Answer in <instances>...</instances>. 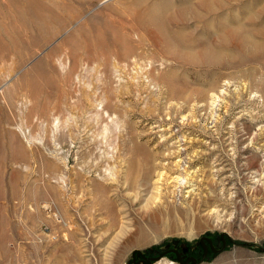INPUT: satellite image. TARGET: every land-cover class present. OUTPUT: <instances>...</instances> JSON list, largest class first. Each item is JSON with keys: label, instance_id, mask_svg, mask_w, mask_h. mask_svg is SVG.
<instances>
[{"label": "rangeland", "instance_id": "374dc122", "mask_svg": "<svg viewBox=\"0 0 264 264\" xmlns=\"http://www.w3.org/2000/svg\"><path fill=\"white\" fill-rule=\"evenodd\" d=\"M264 264V0H0V264Z\"/></svg>", "mask_w": 264, "mask_h": 264}, {"label": "bare ground", "instance_id": "6f19581e", "mask_svg": "<svg viewBox=\"0 0 264 264\" xmlns=\"http://www.w3.org/2000/svg\"><path fill=\"white\" fill-rule=\"evenodd\" d=\"M159 264H161V263H159ZM169 264H172V263H169Z\"/></svg>", "mask_w": 264, "mask_h": 264}]
</instances>
